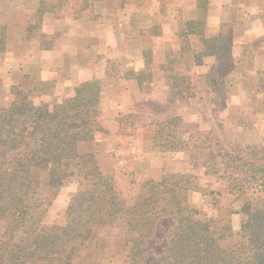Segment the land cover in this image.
<instances>
[{
	"label": "trees",
	"instance_id": "16d2710c",
	"mask_svg": "<svg viewBox=\"0 0 264 264\" xmlns=\"http://www.w3.org/2000/svg\"><path fill=\"white\" fill-rule=\"evenodd\" d=\"M199 1L202 7L205 0ZM44 8L39 5L35 14L38 25ZM203 27L204 19H200L194 24L188 21L186 29L202 33ZM26 29L32 31L29 24ZM10 40L8 23L0 21V54ZM49 46L51 43L41 42V48ZM242 47L240 60H247L250 68L254 54L264 55V37ZM188 49L183 42L178 55H169L179 62L189 56ZM144 57L151 59L149 53ZM166 58L172 68L173 61ZM237 68L239 63L228 57L217 63L216 74L223 76ZM147 73L125 72L121 76H136L140 81L149 77ZM27 74L11 85V100L0 106V264H71L97 229L120 225L127 233V264H145L144 247L158 220L171 212L176 221L164 250L165 264H264V145L229 147L210 134L200 139V134L191 130L182 139L177 130L184 122L175 110L161 118H149L146 125L153 130L152 148L187 151L191 170L223 183L246 219L235 232L229 217L209 214L192 204L190 193L201 187L191 172L148 179L144 194L128 204L115 178L99 167L93 150L98 135L108 132L101 121L105 82L93 77L76 85L72 94L59 102L35 103ZM257 74L264 104V70ZM183 80L179 73L174 83L180 101L188 99L183 96ZM33 169L46 171L51 185L73 176L80 178L82 186L70 194L63 224L34 225L40 199L37 183L30 176Z\"/></svg>",
	"mask_w": 264,
	"mask_h": 264
},
{
	"label": "rangeland",
	"instance_id": "374dc122",
	"mask_svg": "<svg viewBox=\"0 0 264 264\" xmlns=\"http://www.w3.org/2000/svg\"><path fill=\"white\" fill-rule=\"evenodd\" d=\"M61 1L68 7L72 0ZM234 1L238 4L246 0ZM48 6L51 4L47 3L46 7ZM261 10L264 17V0H261ZM231 17L232 15L223 25L221 41H207L205 52L198 57V60L210 61L209 64L212 62L210 70L196 72L190 69L188 55L179 62L169 55V61H173L171 64L176 70L165 74L164 80L174 85L179 73L182 74L184 77L182 82L185 84L182 91L185 93L183 96L188 97L187 100L179 101L177 92L171 88L169 99L171 96L173 99L164 104L148 100L138 103L133 108L116 112L112 102H108L102 109L101 101V121L108 132L98 135L93 150L99 167L105 174L115 178L128 204H133L144 194L148 179H159L163 174L169 173H194L201 188L190 193V202L209 214L229 217L233 230L237 232L246 219L245 211L239 207V202L232 200L233 196L229 195L224 184L202 177L201 171L191 170L192 159L187 151H184L186 153L184 157L181 152L153 149L151 142L153 130L151 126L146 125L149 118H161L179 108L178 112L184 115V126L180 127L177 133L182 139H186L187 133L191 130L196 135L200 134V139L210 134L214 140L229 147L264 145L263 85L259 82L257 74L258 70H264L259 69V66L264 65L253 61L254 66L250 69L247 67V60H239V57L232 56L231 42L228 41ZM0 21L9 25L11 40L8 44L11 47L19 29L2 13ZM29 25L32 29L36 28L38 19L32 18ZM42 38L43 44L53 41L51 36L43 35ZM243 45L238 47L240 51ZM12 52L5 50L0 54V106L8 104L11 100L8 91L12 84L24 79V73H28L26 79L32 88V99L35 103L40 100L59 102L55 99L57 87L53 80L43 78L44 76L34 68H27L21 61L22 54L16 59L12 58L15 51L12 49ZM228 57H231L233 62H238L240 68L228 71L223 76L217 75L215 71L217 63L225 61ZM11 59L15 64L10 62ZM145 61L147 65L151 64L149 58L146 57ZM107 69L108 73L95 76L105 82L107 90L103 94L116 90V82L119 73L122 72L112 61L108 63ZM63 91L61 100L71 93L69 86H64ZM194 111L197 113L196 118L194 116L188 118L187 116L194 114ZM122 114L124 116L121 118ZM30 176L37 183L40 199V207L34 214V225L41 222L63 224L69 196L82 186L80 178L73 176L60 184L51 185L48 183L46 171L33 169ZM175 221L176 215L172 212L158 220L153 235L144 247L145 264H165L164 250ZM126 239L127 233L122 225L97 229L91 241L81 248L71 264H127Z\"/></svg>",
	"mask_w": 264,
	"mask_h": 264
},
{
	"label": "crops",
	"instance_id": "0c3cea01",
	"mask_svg": "<svg viewBox=\"0 0 264 264\" xmlns=\"http://www.w3.org/2000/svg\"><path fill=\"white\" fill-rule=\"evenodd\" d=\"M47 3L51 6L46 7ZM61 4V0H0V13L19 29L12 46L7 45V52L13 53V49L15 59L22 54L21 61L27 68H36L43 78L52 79L57 87V101H61L64 86H69L72 94L76 85L107 73L108 63L115 62L122 71L117 88L102 94L101 101L102 109L112 102L116 112L142 101L160 104L172 101L169 94L174 85L164 77L176 69L167 67L166 57L171 53L178 55L183 42L189 47L190 69L210 70L212 62L198 57L203 55L208 40L222 37L223 25L231 15L232 56L240 60L238 47L264 37L261 0L238 4L234 0H205L202 7L199 0H72L68 7ZM39 5L45 7L39 25L27 31ZM200 19H204L202 33H188V21L194 24ZM43 35L53 40L49 48H41ZM145 53L151 56L150 65L145 61ZM253 61L264 65V55L254 54L250 69ZM10 62L15 64L12 59ZM143 71L150 75L140 81L136 76H121L125 72L134 75ZM178 109H174L176 113ZM195 111L187 117L196 118ZM177 114L184 122V115ZM179 152L186 156L183 150L175 151Z\"/></svg>",
	"mask_w": 264,
	"mask_h": 264
}]
</instances>
